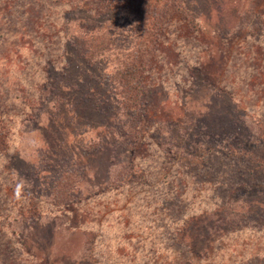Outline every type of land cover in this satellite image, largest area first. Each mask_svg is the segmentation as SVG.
<instances>
[{
  "label": "rangeland",
  "instance_id": "1",
  "mask_svg": "<svg viewBox=\"0 0 264 264\" xmlns=\"http://www.w3.org/2000/svg\"><path fill=\"white\" fill-rule=\"evenodd\" d=\"M95 2L0 0V264H264V0H183L131 116Z\"/></svg>",
  "mask_w": 264,
  "mask_h": 264
},
{
  "label": "trees",
  "instance_id": "2",
  "mask_svg": "<svg viewBox=\"0 0 264 264\" xmlns=\"http://www.w3.org/2000/svg\"><path fill=\"white\" fill-rule=\"evenodd\" d=\"M94 5L96 8L90 12V14H93L92 17L94 20L98 19L101 15H106L111 12H125L134 16L136 35L129 45L122 46L124 52H126V54L124 53L126 56L117 60L115 72L109 75L107 81L114 93L113 98L117 102L118 110L122 115L131 116L132 112L133 115L137 113L147 114L150 108L148 97L151 91L148 89L149 84L144 75L145 69L147 68V60L151 58L150 56L154 57V55L161 51L160 47L162 45L160 44V39L165 36L163 27L166 25L169 26L176 21L179 13L188 11L190 13L194 11H190L185 7L183 0H96ZM96 26V28L99 29L98 25ZM160 28H162V32H158L159 30L157 29ZM136 38L138 39L137 41ZM113 44V40L110 38L103 41L101 46L98 47L99 54L97 56H103L105 52L113 48ZM140 122H143L142 125L132 127V129L135 130L134 132L138 134V137H135L136 139L134 140L130 139L125 143V152L132 151V153H134L138 149L146 148L147 144L145 141L148 140V136L144 134V127H146L147 124L146 121H141V119ZM127 124L128 123L125 122L124 126ZM140 128H142V130H140ZM104 143L106 144V141ZM101 148H104V146H101ZM113 150H115V148H113ZM67 172L68 171H64L63 174ZM62 176L56 180V186L59 185ZM242 188L243 190H249V187ZM69 198L68 200H70ZM249 211L250 210H248V213ZM30 220L32 221L33 219L31 218ZM32 222L34 223V221ZM35 225L40 226L39 219L35 221ZM23 226L27 228V226Z\"/></svg>",
  "mask_w": 264,
  "mask_h": 264
}]
</instances>
